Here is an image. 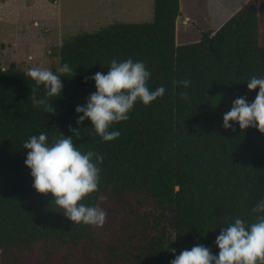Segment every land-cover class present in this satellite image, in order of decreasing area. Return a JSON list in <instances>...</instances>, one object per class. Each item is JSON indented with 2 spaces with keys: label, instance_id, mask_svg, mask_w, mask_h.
Instances as JSON below:
<instances>
[{
  "label": "trees",
  "instance_id": "trees-1",
  "mask_svg": "<svg viewBox=\"0 0 264 264\" xmlns=\"http://www.w3.org/2000/svg\"><path fill=\"white\" fill-rule=\"evenodd\" d=\"M150 22H115L63 40V89L50 97L54 113L33 107L43 97L28 71L11 62L0 66V264H170L196 244L215 255L222 226L239 217L255 222L252 209L264 199V133L256 127H222L231 102L259 89L247 81L264 77V15L259 0H247L220 28L199 41L177 44L179 0H154ZM142 60L148 86L162 97L137 102L120 136L104 142L78 105L95 91L91 77L107 73L113 59ZM73 75V76H72ZM190 80L183 88L177 81ZM86 81V82H85ZM187 98H182L181 93ZM44 131L49 142L73 137L82 152L103 156L98 191L84 203L106 213L102 228L69 221L50 193L32 188L23 144Z\"/></svg>",
  "mask_w": 264,
  "mask_h": 264
},
{
  "label": "clouds",
  "instance_id": "clouds-1",
  "mask_svg": "<svg viewBox=\"0 0 264 264\" xmlns=\"http://www.w3.org/2000/svg\"><path fill=\"white\" fill-rule=\"evenodd\" d=\"M72 72L67 63L59 68L61 74ZM28 76L37 87L42 85L45 90L43 97L32 94L33 107L54 113L48 99L61 95L62 76L41 67L30 68ZM150 77L151 73L142 60L113 59L106 74L96 72L91 77L95 91L86 97L83 105L76 106L75 112L82 113L77 116L76 123L81 124L87 119L102 141L117 139L120 131L110 129L114 124L128 120L138 101L148 106L164 95L163 86L154 90L148 86ZM190 83L188 79L177 81L178 86L185 89ZM247 89H259L255 99L251 103L246 96L234 99L230 110L222 117V127L232 129L231 121L238 124L241 130L254 126L264 133V77L253 76L247 81ZM181 97L186 99V93L182 92ZM23 149L28 150L24 165L30 170L32 188L36 193H50L52 201L72 223L96 228L104 226L107 213L98 205L84 203L87 196L98 191L99 165L103 162L101 154L91 150L82 152L74 146L72 136L60 134L59 138L49 142L44 131L32 135L24 142ZM252 211L258 213L255 222L248 223L237 217L220 228L214 241L218 254L214 255L208 247L196 244L178 255L172 249L174 258L170 264H264V199L258 201Z\"/></svg>",
  "mask_w": 264,
  "mask_h": 264
},
{
  "label": "rangeland",
  "instance_id": "rangeland-1",
  "mask_svg": "<svg viewBox=\"0 0 264 264\" xmlns=\"http://www.w3.org/2000/svg\"><path fill=\"white\" fill-rule=\"evenodd\" d=\"M2 1V2H1ZM0 0V66L11 62L59 69V47L71 36L94 32L115 22H150L154 0ZM247 0H180L189 22L178 16L176 43L199 41L203 32L220 28ZM264 15V0H259ZM264 44V23L261 26Z\"/></svg>",
  "mask_w": 264,
  "mask_h": 264
},
{
  "label": "crops",
  "instance_id": "crops-1",
  "mask_svg": "<svg viewBox=\"0 0 264 264\" xmlns=\"http://www.w3.org/2000/svg\"><path fill=\"white\" fill-rule=\"evenodd\" d=\"M2 2V1H1ZM57 3V0L55 1V4ZM179 4H180V10H181V2H180V0H179ZM0 6H1V3H0ZM243 6V5H242ZM180 16H183V22H189L191 19L190 18H192V16H191V14H187V13H185L184 15H183V12L181 11L180 12V14H179ZM179 16V17H180ZM177 22V21H176Z\"/></svg>",
  "mask_w": 264,
  "mask_h": 264
}]
</instances>
